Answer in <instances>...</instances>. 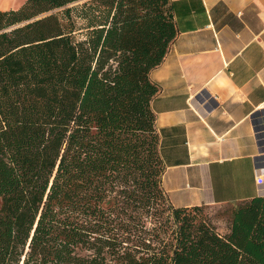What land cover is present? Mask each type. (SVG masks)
I'll list each match as a JSON object with an SVG mask.
<instances>
[{
  "label": "trees",
  "instance_id": "trees-1",
  "mask_svg": "<svg viewBox=\"0 0 264 264\" xmlns=\"http://www.w3.org/2000/svg\"><path fill=\"white\" fill-rule=\"evenodd\" d=\"M172 4L0 9V264H264V196L221 234L164 188L150 73Z\"/></svg>",
  "mask_w": 264,
  "mask_h": 264
},
{
  "label": "crops",
  "instance_id": "crops-1",
  "mask_svg": "<svg viewBox=\"0 0 264 264\" xmlns=\"http://www.w3.org/2000/svg\"><path fill=\"white\" fill-rule=\"evenodd\" d=\"M177 36L150 73L174 206L262 196L264 0H171Z\"/></svg>",
  "mask_w": 264,
  "mask_h": 264
},
{
  "label": "rangeland",
  "instance_id": "rangeland-1",
  "mask_svg": "<svg viewBox=\"0 0 264 264\" xmlns=\"http://www.w3.org/2000/svg\"><path fill=\"white\" fill-rule=\"evenodd\" d=\"M26 0H18L15 4L10 7L0 8V9H13L20 7ZM264 115V114H263ZM235 203H223V204H207L204 205V209L201 214L208 218L210 221H214L218 227V231L221 234L227 233L229 231V226L232 220V212Z\"/></svg>",
  "mask_w": 264,
  "mask_h": 264
},
{
  "label": "bare ground",
  "instance_id": "bare-ground-1",
  "mask_svg": "<svg viewBox=\"0 0 264 264\" xmlns=\"http://www.w3.org/2000/svg\"><path fill=\"white\" fill-rule=\"evenodd\" d=\"M18 0H0V8L10 7L12 4H15ZM259 184L264 185V165L261 166L259 171Z\"/></svg>",
  "mask_w": 264,
  "mask_h": 264
},
{
  "label": "built area",
  "instance_id": "built-area-1",
  "mask_svg": "<svg viewBox=\"0 0 264 264\" xmlns=\"http://www.w3.org/2000/svg\"><path fill=\"white\" fill-rule=\"evenodd\" d=\"M261 189H262V190H261L262 196H264V187L261 188Z\"/></svg>",
  "mask_w": 264,
  "mask_h": 264
}]
</instances>
